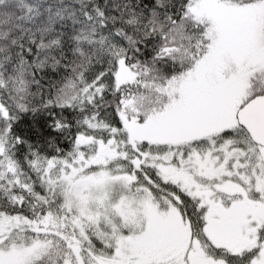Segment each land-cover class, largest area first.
<instances>
[{
  "label": "snow or ice",
  "instance_id": "snow-or-ice-1",
  "mask_svg": "<svg viewBox=\"0 0 264 264\" xmlns=\"http://www.w3.org/2000/svg\"><path fill=\"white\" fill-rule=\"evenodd\" d=\"M0 264H264V0H0Z\"/></svg>",
  "mask_w": 264,
  "mask_h": 264
}]
</instances>
